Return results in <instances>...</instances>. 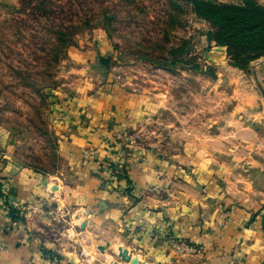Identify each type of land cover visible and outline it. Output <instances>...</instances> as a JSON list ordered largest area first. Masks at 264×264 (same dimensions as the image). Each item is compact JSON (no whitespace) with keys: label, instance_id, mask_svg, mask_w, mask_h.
Returning <instances> with one entry per match:
<instances>
[{"label":"crops","instance_id":"crops-1","mask_svg":"<svg viewBox=\"0 0 264 264\" xmlns=\"http://www.w3.org/2000/svg\"><path fill=\"white\" fill-rule=\"evenodd\" d=\"M222 76L186 127L165 125L157 97L59 94L56 170L0 157V264H264V61ZM157 123L152 139L143 128ZM139 128L138 143L116 139ZM10 201L24 209L14 219Z\"/></svg>","mask_w":264,"mask_h":264},{"label":"rangeland","instance_id":"rangeland-1","mask_svg":"<svg viewBox=\"0 0 264 264\" xmlns=\"http://www.w3.org/2000/svg\"><path fill=\"white\" fill-rule=\"evenodd\" d=\"M211 30L187 0H0V157L8 150L25 166L54 172L60 159L49 105L79 89L99 94L110 86L157 97L165 125L176 119L186 127L182 122L198 112L208 87L235 68L226 48L208 40ZM67 31L72 45L64 48L60 34ZM95 48L93 61L80 60ZM98 57H107V65ZM257 61L264 57L235 69L248 75ZM158 125L143 129L153 139ZM143 129L115 138L138 143Z\"/></svg>","mask_w":264,"mask_h":264},{"label":"trees","instance_id":"trees-1","mask_svg":"<svg viewBox=\"0 0 264 264\" xmlns=\"http://www.w3.org/2000/svg\"><path fill=\"white\" fill-rule=\"evenodd\" d=\"M196 17L212 29L208 40L226 48L233 67L246 69L250 61L264 57V6L256 0L218 3L214 0H187ZM64 48L72 45V34L61 33ZM176 61L174 60L172 64ZM199 69V65H194ZM13 218V211L10 212Z\"/></svg>","mask_w":264,"mask_h":264},{"label":"built area","instance_id":"built-area-1","mask_svg":"<svg viewBox=\"0 0 264 264\" xmlns=\"http://www.w3.org/2000/svg\"><path fill=\"white\" fill-rule=\"evenodd\" d=\"M92 155V153L90 151H83L82 152V156H83V159L86 160L88 159L90 156ZM1 204V203H0ZM6 209L7 211L10 213L11 211H22L24 210L23 208H21L16 202H8V204L6 205ZM16 223L15 222H11L10 225L8 227H6L5 229H8L10 227H15ZM171 247L175 248V249H178L176 247V244H174L173 242L170 243ZM4 248V244L3 243H0V252L3 250Z\"/></svg>","mask_w":264,"mask_h":264},{"label":"water","instance_id":"water-1","mask_svg":"<svg viewBox=\"0 0 264 264\" xmlns=\"http://www.w3.org/2000/svg\"><path fill=\"white\" fill-rule=\"evenodd\" d=\"M99 59H101V62L104 64V65H107V62H108V58L107 57H105V58H101V57H98ZM262 228H263V231H264V215H263V217H262ZM99 250L100 251H103V246H100L99 247ZM122 251H125V250H122V249H119L118 250V253H117V256L122 260V261H124V262H126V263H128L130 260H124L123 258H122ZM126 252V251H125ZM134 264H135V262H134Z\"/></svg>","mask_w":264,"mask_h":264}]
</instances>
